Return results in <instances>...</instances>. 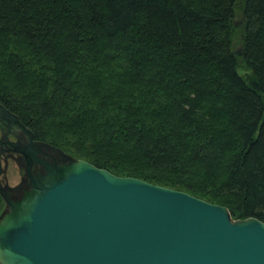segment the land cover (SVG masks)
Instances as JSON below:
<instances>
[{"label": "trees", "instance_id": "1", "mask_svg": "<svg viewBox=\"0 0 264 264\" xmlns=\"http://www.w3.org/2000/svg\"><path fill=\"white\" fill-rule=\"evenodd\" d=\"M0 104L73 160L264 223V0H0Z\"/></svg>", "mask_w": 264, "mask_h": 264}, {"label": "water", "instance_id": "2", "mask_svg": "<svg viewBox=\"0 0 264 264\" xmlns=\"http://www.w3.org/2000/svg\"><path fill=\"white\" fill-rule=\"evenodd\" d=\"M0 124L26 139L0 138V154L23 157L30 180L17 201L0 184V264H264L261 221L233 220L225 207L73 160L35 141L2 104ZM45 151L65 163L38 159ZM34 165L44 173L31 175Z\"/></svg>", "mask_w": 264, "mask_h": 264}, {"label": "flooded vegetation", "instance_id": "3", "mask_svg": "<svg viewBox=\"0 0 264 264\" xmlns=\"http://www.w3.org/2000/svg\"><path fill=\"white\" fill-rule=\"evenodd\" d=\"M0 138H5L9 142H13V143L24 144L26 142V139L22 136V134L20 132H18V131L9 132L7 129L2 127L1 124H0ZM38 159H40V160L44 159L48 163H52V162L56 161L57 164H59V165L65 163V161L62 158H60L57 154H54V153H51L48 151H45L44 155H39ZM9 161L13 162L21 171L20 183L17 186L13 187L11 191H9L10 198L13 201H17L20 199L23 192L25 190L29 189L30 180H29V177H28L26 170H25V161H24L23 157H21L18 154H15V153L0 154L1 169H2V164L7 166ZM30 173H31V175L34 176V175H36V173L43 174L44 170H43L42 166L34 165V166H32ZM2 174H4V173H2ZM2 174H1V176H2ZM4 186H6V185H4Z\"/></svg>", "mask_w": 264, "mask_h": 264}, {"label": "rangeland", "instance_id": "4", "mask_svg": "<svg viewBox=\"0 0 264 264\" xmlns=\"http://www.w3.org/2000/svg\"><path fill=\"white\" fill-rule=\"evenodd\" d=\"M240 17L237 16L235 17L234 22L237 23L238 26L241 25L240 22ZM240 32H237V35H239ZM242 49V45L240 44V42H236V39L234 40L233 43V51H240ZM240 74H248V71H244L242 68L239 69ZM6 169V172L4 174H2V176L0 177V184L2 186L7 185L10 188H13L15 186H17L20 183V178H21V171L20 169L13 163V162H8V165H4L2 164V170ZM3 202V201H2ZM4 203L3 206L1 208L0 214L4 211Z\"/></svg>", "mask_w": 264, "mask_h": 264}]
</instances>
